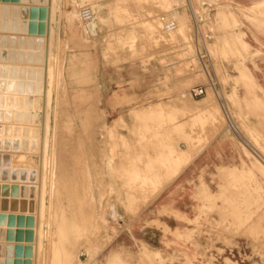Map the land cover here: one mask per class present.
<instances>
[{"label": "rangeland", "instance_id": "obj_1", "mask_svg": "<svg viewBox=\"0 0 264 264\" xmlns=\"http://www.w3.org/2000/svg\"><path fill=\"white\" fill-rule=\"evenodd\" d=\"M28 1L0 0V55L8 57L0 98H17L13 111L0 106L12 111L0 120V264L35 258L41 118L31 109L42 82L31 81L43 77L48 12L42 6L31 17ZM75 1L55 0L53 10V25L57 10L61 20L49 47L36 264H264V0ZM83 6L95 12L90 25L80 19ZM169 20L175 29L165 28ZM71 64L77 72L90 65V81L76 82ZM198 86L204 95H193ZM113 130L117 157L109 163ZM217 140L220 151L181 193L191 219L157 212L165 191ZM22 141L35 146L21 162ZM172 213L187 221L181 231L166 226ZM203 223L235 236L236 246L215 234L202 245Z\"/></svg>", "mask_w": 264, "mask_h": 264}, {"label": "bare ground", "instance_id": "obj_2", "mask_svg": "<svg viewBox=\"0 0 264 264\" xmlns=\"http://www.w3.org/2000/svg\"><path fill=\"white\" fill-rule=\"evenodd\" d=\"M33 1H38V2H33ZM28 2H30L29 4H26V5H29V7L31 8V6H32V8L33 7H35L36 9H38V11H39V8L40 7H42V6H45L46 7V9H47V12H48V15H49V22H48V28H50V19H51V16L53 15V11H52V9H51V5L49 4L50 3V0H32V1H28ZM74 2H76L75 0H74ZM10 3V2H9ZM7 4V3H6ZM5 4V5H6ZM41 4H45V5H41ZM8 5V4H7ZM264 6V5H263ZM92 8V7H91ZM93 9V8H92ZM23 10V9H22ZM29 10L27 9V12H28ZM46 10L45 9H40V12H41V16L43 15L44 16V13H46L45 12ZM75 11V13H72V12H74ZM94 11V10H93ZM23 12V11H22ZM95 13V12H94ZM220 13H222L223 14V12H220ZM71 14H75L76 15V10H73V11H71ZM257 14V13H256ZM264 15V14H263ZM74 16V15H73ZM72 16V17H73ZM26 17V16H25ZM27 17H28V14H27ZM70 17V16H69ZM264 18V17H263ZM32 19H35V18H32ZM43 19H44V17H43ZM95 19H96V16H95ZM6 20V19H5ZM75 22V21H74ZM34 24V23H33ZM261 24V23H260ZM264 26V25H263ZM167 29V28H166ZM42 30V29H41ZM167 30H173V29H171V27H169V29H167ZM190 29H188V31H189ZM36 31H38V30H36ZM51 35L49 36V32H48V35L46 34L45 35V38L47 39V45H46V50H45V55H46V60H45V64H44V72H43V77H41L40 78V80L41 81H39V80H32L31 82H33L34 83V85H36L37 83H41L42 82V92H41V94H39V95H35L34 96V98H33V104H32V109H31V111L33 110L34 112L36 111V112H39L40 113V124H39V130L38 131H40V139H39V142L37 141V145L39 146V148H37L36 150H37V154L39 155V157H40V160H41V165H40V168H39V175H40V178H39V182L37 183V202H36V213L34 214L35 216H36V224H35V240H34V243H33V246H34V251H35V258L33 259L34 261V264H36V261H37V252H39V250H38V248H39V246H40V236H41V218H42V208H43V192H44V185H43V183H42V174H43V165H44V163H46L45 162V158H46V154L47 153H49L48 152V150H47V148H48V139H47V132L49 131V128H50V126H49V113H48V103H47V94H48V88H49V84H50V78H51V70L49 69V65H48V63H49V52H51L50 51V42H52V39H51ZM170 37V36H169ZM177 38V37H176ZM28 49H31V47H27ZM30 53V52H29ZM5 56L6 57V55L7 54H1L0 56ZM83 56V55H82ZM81 56V57H82ZM80 58V57H79ZM78 58V59H79ZM78 62V61H77ZM79 63V62H78ZM92 63V62H91ZM80 64V63H79ZM74 65V64H73ZM253 66V65H252ZM71 68H70V73H71V76H73V78H74V80L76 81V82H79V83H85V82H89L90 81V75L88 74V70H89V68H90V65H88L87 66V69H84L82 72H79V70H78V72L74 69V68H72V64H71V66H70ZM77 67V66H76ZM75 67V68H76ZM250 71V70H249ZM251 72V71H250ZM16 73V72H15ZM22 74V73H21ZM2 76V75H1ZM91 76H93V75H91ZM94 77V76H93ZM16 78H17V80H19L20 79V77H19V75L18 74H16ZM36 78V77H35ZM28 79V78H27ZM26 79V80H27ZM37 79V78H36ZM93 79V78H92ZM244 79H246V78H244ZM28 81V80H27ZM26 81V82H27ZM16 82V81H15ZM31 82H27V83H30L31 84ZM17 83V82H16ZM18 83H20V81L18 82ZM24 83H25V81H24ZM26 83V85L28 86V84ZM23 84V83H22ZM18 85V84H17ZM25 88V87H24ZM16 93H14V95H15ZM230 94H232V93H230ZM5 95H7L6 94V92H5ZM229 95V94H228ZM213 97V96H212ZM80 99H82L83 97L81 96V97H79ZM225 98H227L226 96H225ZM209 100H212V99H209ZM240 100V99H239ZM17 101V98L16 97H11V96H7V97H2V98H0V106H2V103L4 102V105L2 106V107H5L6 109H7V107L8 108H12V111H13V109H15V108H17V106H15V102ZM192 102H193V100H191ZM234 101V100H233ZM23 102H24V100H23ZM212 102V101H211ZM211 102H209V103H211ZM214 102V101H213ZM193 104V103H192ZM206 105H208V104H206ZM210 105V104H209ZM235 105H236V103H235ZM235 105H233L232 104V106L234 107ZM214 106H215V104H214ZM214 106H213V108H214ZM150 108H151V106H150ZM206 107H201V110H199V109H197V111H200V112H206V110L209 108H207V109H205ZM216 108V107H215ZM222 108V107H221ZM47 109V110H46ZM230 109V108H229ZM241 109V108H240ZM157 111V110H159V107H157V108H152V109H149L148 108V110L147 111ZM215 110V109H214ZM221 110V109H220ZM12 111H0V120L2 119V120H5V119H9V115L12 113ZM142 111H145V110H142ZM213 112V111H212ZM232 112V111H231ZM211 113V112H210ZM244 113V112H243ZM24 116L26 115V113L25 112H23L22 113ZM206 114H209L208 112L206 113ZM223 114H225V113H223ZM210 115V114H209ZM208 115V116H209ZM211 116H212V114H211ZM213 118V117H212ZM240 120V119H239ZM218 121V120H217ZM0 123H6V122H0ZM10 123V122H9ZM12 123V122H11ZM10 123V124H11ZM5 126H7V125H5ZM21 126V125H20ZM31 126V125H30ZM2 127H3V125H2ZM23 127V126H22ZM37 127V128H38ZM25 128V127H24ZM30 128V127H29ZM1 129V128H0ZM35 128H33L32 130H34ZM244 131V130H243ZM112 135H111V138H112V142H111V146H110V150H111V155H110V157L109 156H107L108 157V159L109 158H111L112 160L109 162V163H111V162H113V160H115L116 159V157H117V147H118V143H117V139H118V133L117 132H115L114 130L112 131V133H111ZM244 134V133H243ZM37 139H38V137H37ZM241 140V139H240ZM24 141H22V143H21V145H22V147H21V149H23L24 151L23 152H21L18 156H17V159H18V161H23L22 159H24L25 157H26V155L27 154H29V151L30 150H32V149H29V147L31 146V145H34L35 146V144H31L30 145V142H28V148H26V141L23 143ZM246 145H248V144H246ZM47 146V148L45 149V147ZM244 148L246 149V146H244ZM249 148V147H248ZM29 149V150H28ZM250 149V148H249ZM39 150V151H38ZM248 150V149H247ZM33 151V150H32ZM31 152V151H30ZM251 152H252V150H251ZM33 153V152H32ZM254 153V152H253ZM34 154H36V152L34 153ZM240 155V154H239ZM257 155V154H256ZM255 155V156H256ZM1 156V155H0ZM254 156V157H255ZM257 157V156H256ZM259 157V156H258ZM258 157H257V159H258ZM1 158V157H0ZM262 160V159H261ZM25 161V160H24ZM257 161V160H256ZM258 161L260 162V164H262L263 166H264V163L263 162H261L259 159H258ZM44 162V163H43ZM261 165V166H262ZM262 166V167H263ZM115 169L116 168H113V169H110L109 170V172H113V171H115ZM57 182H58V179H57ZM56 189H57V184H56ZM264 190V189H263ZM56 191V190H55ZM57 192V191H56ZM259 211L258 212H260V209H258ZM257 211H255V213H256ZM264 212V211H263ZM44 213V212H43ZM253 213V212H252ZM15 215V214H14ZM43 219V218H42ZM251 220H252V218H250ZM250 220V221H251ZM249 221V220H248ZM15 223V222H14ZM253 223V222H252ZM258 223V222H257ZM15 225V224H14ZM252 225V224H251ZM256 225V224H255ZM262 225H263V223H262ZM257 226V225H256ZM252 228H253V226H252ZM261 237V236H260ZM262 238V237H261ZM263 239V238H262Z\"/></svg>", "mask_w": 264, "mask_h": 264}, {"label": "crops", "instance_id": "obj_3", "mask_svg": "<svg viewBox=\"0 0 264 264\" xmlns=\"http://www.w3.org/2000/svg\"><path fill=\"white\" fill-rule=\"evenodd\" d=\"M3 1H5V0H3ZM49 4L51 5V9L53 11L55 0H50ZM32 20L35 21L36 19H32ZM52 20H53V15L51 16V19H50V28H48L49 15H47L46 26H47V35L49 32V36L51 35V28L54 26L56 28L57 24H59V22L61 20L58 10L56 12V23L54 25H53ZM62 22L63 23L65 22L63 18H62ZM8 35H10V34L8 33ZM35 36L37 37V35H35ZM149 65L147 67L148 69H150ZM218 142H219L218 140L215 141L213 143V145L209 149H207V152L203 153V157L197 159L199 161H196V160L194 161V162H197L196 165L193 166L192 168H190V166H191L190 165L188 167L190 169H187L186 171H184L180 175L177 182L174 183L167 191H165V193L161 196L162 200L159 202V205H157V207L155 209V210H157V212H159L160 210H162L164 208H167V209L173 210V212H177V213L181 214L182 216H186L189 219H191L192 213L188 212L187 210H183L184 207H188V206L183 205V201H181V198H183L184 195L182 197L181 193L183 192L184 189H186L187 185L195 179L196 176L200 175L199 171H201V169L206 164H208L210 162L211 157H213L215 154H217L218 151H220L221 147H220V144ZM204 181H205V184H206L208 190L212 191L211 190L212 187L208 184V180L206 181V179H204ZM210 183H213V181L211 180ZM188 197L193 198L192 196H188ZM153 212H155V211H153ZM169 218L171 219L172 224L169 222H165V223H166V226L169 227L172 231H174V230L181 231L183 228L186 227L185 225L187 224V221L185 219L178 218L173 213H172V216L170 215ZM199 229L203 232V235H202L203 239L201 242H202V245H204V246L208 247V239L210 238L211 234L220 235V237L222 239H226V240L230 241V244H227V245L236 246L237 238L235 236H231L227 233H223V232H221V230L214 228V227H211V225H209V224L204 225V223H203V225H201V227H199ZM239 238H241V237H239ZM220 244H222V247H227L222 241H220ZM251 264H258V263L254 262Z\"/></svg>", "mask_w": 264, "mask_h": 264}, {"label": "built area", "instance_id": "obj_4", "mask_svg": "<svg viewBox=\"0 0 264 264\" xmlns=\"http://www.w3.org/2000/svg\"><path fill=\"white\" fill-rule=\"evenodd\" d=\"M79 14H80V19H81L83 24L90 25L92 22L95 21V13H94L93 9L89 6L81 7ZM169 27H171V29L176 28V24H175L174 20H169L165 24V28L169 29ZM195 30H196L197 36H199L201 33V28H200L197 20L195 23ZM205 52H207V51H205ZM199 54H200V58L203 59L204 54H202L201 51H199ZM210 83L214 85V82L212 79L210 80ZM192 93L194 96H202L206 93V88L204 86H198L192 90Z\"/></svg>", "mask_w": 264, "mask_h": 264}, {"label": "water", "instance_id": "obj_5", "mask_svg": "<svg viewBox=\"0 0 264 264\" xmlns=\"http://www.w3.org/2000/svg\"><path fill=\"white\" fill-rule=\"evenodd\" d=\"M18 1V0H17ZM27 9L28 8H25V7H23V14H25V15H27ZM29 10V9H28ZM30 11H31V17H33V16H36L37 15V13H38V9H36V8H31L30 9ZM36 28H38L37 27V25H32V24H30L29 25V28H28V30H29V32H34V31H36ZM2 29H7V28H2ZM14 30V29H13ZM24 30H25V28H24ZM40 31H39V33L41 34V33H43L44 31H41V29H39ZM4 39V40H3ZM3 39H1V40H3L2 42H4V45L7 43L6 41H5V39L7 40V38L6 37H4ZM9 42H10V40H9ZM13 43H15L14 42V40H13ZM13 52V51H12ZM11 52V53H12ZM9 56H10V61H12L13 59H15L14 58V55H12V57H13V59H12V57H11V55L9 54ZM6 57H7V55H6ZM5 56L4 57H1L0 56V61H6V59L8 58H6ZM15 69H14V67H12V69L11 70H9V72H10V74L12 75L13 74V71H14ZM25 70H26V68H25ZM30 71H31V69H29ZM30 223L32 224V221H30Z\"/></svg>", "mask_w": 264, "mask_h": 264}]
</instances>
